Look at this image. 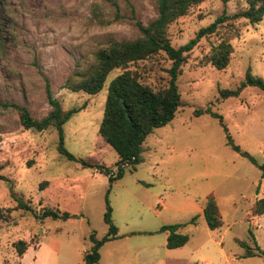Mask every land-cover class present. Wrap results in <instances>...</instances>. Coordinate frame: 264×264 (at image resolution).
<instances>
[{"label": "rangeland", "instance_id": "obj_1", "mask_svg": "<svg viewBox=\"0 0 264 264\" xmlns=\"http://www.w3.org/2000/svg\"><path fill=\"white\" fill-rule=\"evenodd\" d=\"M247 8L246 0H205L169 27V39L180 48L221 15ZM157 17V0H6L0 6V102L25 106L41 119L51 111L49 88L65 111L81 108L64 125L65 148L78 160L70 161L58 151L54 127L26 130L16 110L0 106V207L12 209L0 223V264H84L90 236L109 232L108 205L118 235L101 247L99 264H264L263 254L243 257L241 246L264 250V215L252 212L264 198L263 171L233 150L218 119L195 114L210 108L221 115L234 143L264 165V91L247 86L238 97L221 98L248 70L264 80V18L257 24L229 20L198 41L177 79L181 106L173 121L148 136L141 164L111 184L96 167L80 163L117 172L119 156L99 127L109 85L123 70L112 71L95 95L75 92L67 81L88 72L109 42L139 38L138 24ZM230 33L237 36L227 69L206 65L212 46ZM171 64L160 53L130 69L159 90L169 84ZM13 195L36 214L49 208L76 217L38 221L17 209ZM210 195L224 222L215 230L203 214ZM177 223L185 224L181 232L189 241L169 249L160 229ZM18 241L28 244L22 257Z\"/></svg>", "mask_w": 264, "mask_h": 264}, {"label": "trees", "instance_id": "obj_2", "mask_svg": "<svg viewBox=\"0 0 264 264\" xmlns=\"http://www.w3.org/2000/svg\"><path fill=\"white\" fill-rule=\"evenodd\" d=\"M205 0H157L158 17L147 25L138 24L142 35L135 40L111 41L105 48L100 49L96 54V62L92 68L83 74L77 75L74 80L67 81V88L79 92L83 91L90 95L98 94L104 87L109 74L117 69L123 72L115 77L108 89L104 116L99 127V135L106 141L118 154L119 161L116 174L101 164H93L81 160L82 167H96L101 173L107 175L111 184L121 179L127 167L134 169L143 162L142 153L143 144L149 135L155 129L169 124L176 116L181 106V95L179 92L177 79L181 74V67L186 62L187 55L194 49L198 41L210 35L217 33L219 27L224 26L229 20L239 18L247 20L250 24H257L264 18V0H246L248 8L234 15L223 14L218 17L212 24L202 28L197 33L195 39H192L186 45L175 48L168 36L169 27L180 18L188 15L190 10L201 5ZM228 2L230 0H223ZM6 3V0H0V6ZM230 37L223 38L220 43L213 45L210 52L205 56L204 63L211 64L218 70H226L229 66L233 46L231 39L237 35L230 33ZM163 53L171 61L169 84L164 89L156 90L150 85L140 80L137 71L130 69L131 66L137 65L143 61L149 60L154 56ZM247 86H253L264 91V80L255 77L251 70H248L245 80L236 90L221 91V98L230 96L238 97L243 89ZM48 102L51 111L43 118L36 119L32 116L30 110L25 106L15 103H1L0 106L6 109H14L18 112L21 125L26 130H35L42 132L54 127L59 136L58 151L70 161H78L64 145V125L72 116L81 111V108H72L65 111L61 103L53 97L50 89L47 92ZM210 114L218 119L227 135L228 144L247 158L251 163L258 166L262 171L264 178V165L258 164L257 160L249 153L243 151L240 146L234 143L223 117L213 112L210 108L206 110H196V115ZM0 180L5 177L0 175ZM47 184L44 182L42 186ZM17 202V209H23L33 212L38 221L43 222L46 218L67 220L76 217L67 212L45 208L42 213L36 214L32 207L25 203L24 200L13 195ZM12 209L0 207V223L5 222L10 217ZM256 216L264 215V198L258 200L252 209ZM203 214L207 225L210 229L215 230L223 226L224 222L220 214L219 205L210 195L207 198ZM198 216H194L191 224H196ZM104 221L109 227L108 234L98 239L95 234L90 236L92 247L84 256V264H99L101 247L108 241L115 239L118 235V228L112 220V209L107 206ZM185 224L164 225L161 232L168 234L167 247L177 249L185 246L189 241V236L183 234L181 229ZM246 249L243 257H253L264 255V250L256 246V251L246 244L241 243ZM16 249L19 257H22L28 249L25 241H18Z\"/></svg>", "mask_w": 264, "mask_h": 264}]
</instances>
